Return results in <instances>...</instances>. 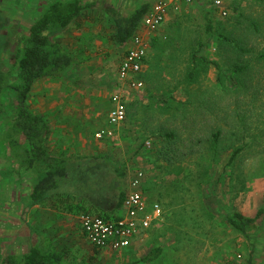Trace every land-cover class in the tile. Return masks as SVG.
<instances>
[{
	"label": "rangeland",
	"instance_id": "374dc122",
	"mask_svg": "<svg viewBox=\"0 0 264 264\" xmlns=\"http://www.w3.org/2000/svg\"><path fill=\"white\" fill-rule=\"evenodd\" d=\"M52 1L3 0L0 72L10 71V81L16 80L22 39ZM85 1L93 4L61 36L78 64L67 76L37 80L26 101L51 124L50 149L69 164L83 160L68 166L58 192L41 202H32V179L7 158L2 128L12 90L0 95L1 254H21L43 235L74 264H244L249 258L264 264V221L250 238L225 221L235 211L250 217L264 212V0H225V16L211 0L172 10L147 34L139 89L118 79L127 44L111 39V15L156 0ZM116 91L124 95L127 119L110 126L107 111ZM102 130L111 134L97 137ZM138 169L145 173L147 200L163 208L162 219L127 248L95 249L78 213L62 202L113 216ZM158 246L157 259L141 261Z\"/></svg>",
	"mask_w": 264,
	"mask_h": 264
},
{
	"label": "trees",
	"instance_id": "16d2710c",
	"mask_svg": "<svg viewBox=\"0 0 264 264\" xmlns=\"http://www.w3.org/2000/svg\"><path fill=\"white\" fill-rule=\"evenodd\" d=\"M92 4L85 0L53 1L33 20L28 34L23 38L21 51L17 54L16 80L10 81V71L0 72V95L5 88L12 90L13 95L9 100L11 111L2 128V139L7 146V158L15 166L16 172L25 173L33 181L30 193L32 202L43 201L58 192L60 184H63L67 178L68 157L54 153L49 148L50 124L42 114L31 111L26 101L34 83L40 78L63 77L74 70L78 60L73 51L65 46L61 36ZM150 6L151 2L146 1L128 14L113 13L111 19L114 30L110 34L111 39L119 46L127 44L141 26ZM204 18L206 30L211 33L213 24L209 11L204 12ZM196 58L197 53L195 52L194 60ZM138 78L142 79V73L138 75ZM0 110L4 112L2 105ZM237 151H234L231 158ZM124 173L125 168L121 171L122 175ZM125 194V190L120 192L115 210L121 208ZM62 203L66 210L72 213L91 212L84 205L74 201L64 200ZM113 213L114 211H99V214L105 217H112L110 214ZM225 221L250 238L251 234L257 235V229L262 227L264 212L260 210L257 215L250 217L235 211L227 214ZM161 251L160 246L155 247L142 257L141 261L148 262L157 259ZM0 264L74 263L66 258V253L56 244L41 235L36 244L21 254L10 253L3 256L0 252ZM244 264H252V259L249 258Z\"/></svg>",
	"mask_w": 264,
	"mask_h": 264
},
{
	"label": "built area",
	"instance_id": "2783aa9c",
	"mask_svg": "<svg viewBox=\"0 0 264 264\" xmlns=\"http://www.w3.org/2000/svg\"><path fill=\"white\" fill-rule=\"evenodd\" d=\"M190 0H156L144 16L141 29H138L128 41L124 56L118 67V79L121 85L130 89H139L143 85L138 75L143 72L149 49L147 34L155 32L166 20L172 10H178ZM222 15L228 14L225 0H212ZM112 106L108 111L107 123L110 126L120 124L127 117L125 98L116 91L110 99ZM111 131H98L97 137ZM150 145V142H147ZM145 173L136 170L129 180L120 212L112 217L96 213L78 215L79 225L86 239L97 249L120 250L129 247L134 240L162 219L163 208L157 201L149 202L142 190Z\"/></svg>",
	"mask_w": 264,
	"mask_h": 264
},
{
	"label": "crops",
	"instance_id": "0c3cea01",
	"mask_svg": "<svg viewBox=\"0 0 264 264\" xmlns=\"http://www.w3.org/2000/svg\"><path fill=\"white\" fill-rule=\"evenodd\" d=\"M110 104L111 105H109V103H108V105H109V107L111 108V106H112V103H111V101H110ZM110 108L108 109V111L110 110ZM108 111H107V117H108ZM106 117V118H107ZM46 118V117H45ZM50 124V123H49ZM108 124V123H107ZM50 127H51V124H50ZM51 133V132H50ZM49 138H50V135H49V137H48V140H49ZM50 148V147H49ZM54 152V151H53ZM55 153V152H54ZM74 153V152H73ZM62 154V153H61ZM75 155V154H74ZM76 156V155H75ZM78 158V157H77ZM79 159V158H78ZM72 161H73V163H75L76 165H80L81 163H82V161L83 160H81V159H79V160H73L72 159ZM73 163H71V164H69V161H68V166L70 167V165H71V167L72 166H74V164ZM74 168V167H73ZM72 168V169H73ZM41 202V201H40ZM150 202H153V201H150ZM80 204H82V203H80ZM83 205V204H82ZM85 206V205H84ZM86 207V206H85ZM72 213V212H71ZM90 213H96V214H99V212H93V211H91ZM78 215L79 214H77V223L79 224V222H78ZM101 215V214H100ZM80 226V225H79ZM152 227H154V226H152ZM152 227L149 229V230H147L144 234L146 235V234H148L149 232H150V230L152 229ZM81 228V227H80ZM82 230V229H81ZM84 234V233H83ZM85 236V235H84ZM38 240V239H37ZM38 242V241H37ZM94 247V246H93ZM95 248V247H94ZM95 249H97V248H95Z\"/></svg>",
	"mask_w": 264,
	"mask_h": 264
},
{
	"label": "flooded vegetation",
	"instance_id": "af4514ba",
	"mask_svg": "<svg viewBox=\"0 0 264 264\" xmlns=\"http://www.w3.org/2000/svg\"><path fill=\"white\" fill-rule=\"evenodd\" d=\"M53 1H55V0H53ZM53 1H52V2H53ZM52 2H51V3H52ZM51 3H50V4H51ZM50 4H49V5H50ZM3 5H4L3 0H0V13H1V11L3 10ZM49 5H48V6H49ZM48 6H47L45 9H47ZM45 9H44V10H45ZM41 12H42V11H41ZM38 15H39V14H38ZM31 24H32V23H31ZM28 32H29V29H28ZM27 34H28V33H27ZM27 34H26V35H27ZM22 41H23V39H22Z\"/></svg>",
	"mask_w": 264,
	"mask_h": 264
}]
</instances>
